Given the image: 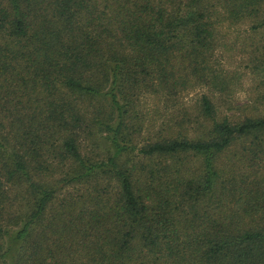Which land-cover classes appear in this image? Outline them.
Wrapping results in <instances>:
<instances>
[{
	"label": "trees",
	"instance_id": "trees-1",
	"mask_svg": "<svg viewBox=\"0 0 264 264\" xmlns=\"http://www.w3.org/2000/svg\"><path fill=\"white\" fill-rule=\"evenodd\" d=\"M239 22L264 0H0V264H264Z\"/></svg>",
	"mask_w": 264,
	"mask_h": 264
},
{
	"label": "rangeland",
	"instance_id": "rangeland-1",
	"mask_svg": "<svg viewBox=\"0 0 264 264\" xmlns=\"http://www.w3.org/2000/svg\"><path fill=\"white\" fill-rule=\"evenodd\" d=\"M221 31V39L229 43L221 48V69L234 77V108L238 114L260 115L264 113V24L239 22ZM194 98L189 97L187 103Z\"/></svg>",
	"mask_w": 264,
	"mask_h": 264
}]
</instances>
